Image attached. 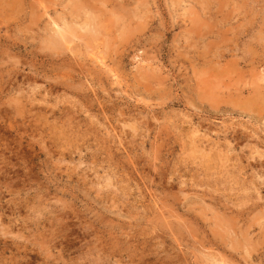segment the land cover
I'll return each instance as SVG.
<instances>
[{"label":"rangeland","instance_id":"rangeland-1","mask_svg":"<svg viewBox=\"0 0 264 264\" xmlns=\"http://www.w3.org/2000/svg\"><path fill=\"white\" fill-rule=\"evenodd\" d=\"M263 5L0 0V264H264Z\"/></svg>","mask_w":264,"mask_h":264},{"label":"bare ground","instance_id":"bare-ground-1","mask_svg":"<svg viewBox=\"0 0 264 264\" xmlns=\"http://www.w3.org/2000/svg\"><path fill=\"white\" fill-rule=\"evenodd\" d=\"M237 2H238V1H237ZM246 2H247V1H246ZM229 6H230V5H229ZM263 6H264V5H263ZM43 15H44V14H43ZM248 15H249V14H248ZM46 17H47V16H46ZM255 18H256V17H255ZM56 19H57V18H56ZM88 19H89V18H88ZM251 19H252V18H251ZM255 20H256V19H255ZM51 21H52V20H51ZM53 21H54V20H53ZM88 21H89V20H88ZM89 22H90L89 24H93V23H91V21H89ZM99 22H100V21H99ZM235 22H236V21H235ZM245 22H246V21H245ZM253 22H254V21H253ZM56 23H57V22H56ZM58 23H59V20H58ZM250 23L252 24V22H250ZM54 24H55V23H54ZM59 24H60V23H59ZM69 24H70V23H69ZM95 24H96V23H95ZM98 24H99V23H98ZM98 24H97V25H98ZM37 25H38V24H37ZM55 25H56L55 28H57V29H56V35H55L56 38H53V44H55V45H62V44H63V45H64V44H67V43H68L69 41H71V40H73V41L76 40V39H75L76 37L73 38V39H71V40L68 39V36H67V29L64 28V26L60 28V26H57V24H55ZM83 25H84V24H83ZM244 25H245V24H244ZM262 25H263V24H262ZM231 26H232V25H231ZM263 26H264V25H263ZM76 27H77V25H76ZM92 27H93V25H92ZM104 28H105V27H104ZM254 28H255V27H254ZM71 29H72V27H71ZM71 29H70V30H71ZM102 29H103V28H102ZM233 29H234V28H233ZM76 30H77V29H76ZM241 30H242V29H241ZM263 30H264V29H263ZM263 30H261V31H263ZM249 32H250V31H249ZM68 33H69V32H68ZM71 33H73V30L71 31ZM71 33H70V34H71ZM74 33H75V32H74ZM90 34H91V33H90ZM77 35H78V33H77ZM77 35H76V36H77ZM79 35H80V34H79ZM82 35H83V34H82ZM92 35H93V34H92ZM237 36L239 37V33H238ZM73 37H74V35H73ZM79 37H80V36H79ZM82 38H83V37H82ZM87 38H88V37H87ZM210 38H211V37H210ZM235 38H236V37H235ZM261 38H262V37H261ZM79 39H81V38H79ZM88 39H89V38H88ZM92 39H93V38H92ZM262 39H263V38H262ZM81 40H82V39H81ZM73 41H72V42H73ZM79 41H80V40H79ZM85 41H86V40H85ZM248 41H249V40H248ZM86 42H87V41H86ZM219 42H220V41H219ZM249 42H250V41H249ZM83 43H84V42H83ZM78 44H79V43H78ZM97 44H98V43H97ZM250 44H251V43H250ZM102 45H103V44H102ZM102 45H101V46H102ZM244 45H245V44H244ZM259 45H261V44H259ZM72 46H73V45H72ZM72 46H71V48H72ZM103 46H104V45H103ZM253 46H254V45H253ZM62 47H63V46H62ZM79 47H80V46H79ZM236 47H237V46H236ZM256 47H257V46H256ZM258 47H259V46H258ZM64 48H65V47H64ZM73 48H75V47H73ZM73 48H72V49H73ZM84 48H85V47H84ZM84 48H83V50H84ZM100 48H101V47H100ZM217 48H218V47H217ZM239 48H240V47H239ZM251 48H252V47H251ZM66 49H68V50L70 51V47H69V46H66ZM54 50H55V49H54ZM72 51H73V50H72ZM79 51H80V50H79ZM97 51H99V49H98ZM100 52H101V51H100ZM102 52H103V50H102ZM239 52H240V51H239ZM72 53H73V52H72ZM72 53H71V54H72ZM90 53H91V51H90ZM235 53H236V52H235ZM74 54H75V52H74ZM80 54H81V52H80ZM92 54H93V53H92ZM84 55H85V54H84ZM90 55H91V54H90ZM245 55H246V54H245ZM98 56H99V55H98ZM230 56H231V55H230ZM259 56H260V55H259ZM59 57H60V56H59ZM94 58H95V57H94ZM96 58H98V57H96ZM221 58H222V57H221ZM256 58H257V57H256ZM70 60H71V59H70ZM70 60H69V61H70ZM241 60H242V59H241ZM92 61H93V60H92ZM92 61H91L90 63H93ZM48 62H49V61H48ZM106 62H107V61H106ZM113 62H114V61H112V63H113ZM263 62H264V61H263ZM33 63H34V62H33ZM99 63H102V62L99 61ZM243 63H244V62H243ZM100 65H101V64H100ZM103 65H104V64H103ZM94 66H95V65H94ZM97 66H99V65H97ZM113 66H114V65H113ZM99 68H100V67H99ZM99 68H98V69H99ZM107 68H108V67H107ZM111 69H113V68L111 67ZM111 69H110V70H111ZM100 70H101V69H100ZM103 71H105V70H103ZM117 71H118V70H117ZM105 72H106V71H105ZM86 73H87V72H86ZM90 73H91V72H90ZM94 73H95V72H94ZM108 73H109V72H108ZM109 74H110V73H109ZM117 75H118V74H117ZM60 76H64V75L61 74ZM115 76H116V75H115ZM118 76H119V75H118ZM261 77H264V76H261ZM64 78H65V77H64ZM116 78H117V77H116ZM118 79H119V78H118ZM207 79H208V78H207ZM120 81H121V80H120ZM121 82H122V81H121ZM263 82H264V81H263ZM211 83H212V82H211ZM246 83H247V82H246ZM253 84H254V83H253ZM253 84H252V85H253ZM201 86H202V85H201ZM202 87H203V86H202ZM248 87H249V86H248ZM210 88H211V87H210ZM215 88H216V87H215ZM231 88H232V87H231ZM261 90H262V89H261ZM224 91H225V90H224ZM224 91H223V92H224ZM250 91H251V90H250ZM262 91H263V90H262ZM220 92H221V91H220ZM213 93H214V92H213ZM213 93H212V94H213ZM218 93H219V92H218ZM218 93H217V94H218ZM241 93H242V92H241ZM210 96H211V95H210ZM212 96H213V95H212ZM218 96H220V95H218ZM257 96H258V95H257ZM242 101H243V100H242ZM212 103H214V102H212ZM254 105H255V104H254ZM256 106H257V105H256ZM256 106H255V107H256ZM257 107H258V106H257ZM206 113H207V112H206ZM194 129H195V128H194ZM193 133H194V130H193ZM220 133H221V132H220ZM231 133H232V132H231ZM204 135H205V134H204ZM229 135H230V134H229ZM254 135H255V134H254ZM201 137H202V136H201ZM230 137H231V136H230ZM192 138H193V137H192ZM196 138H197V137H196ZM198 138H199V135H198ZM237 139H238V138H237ZM196 140H197V139H196ZM232 140H233V139H232ZM191 141H192V140H191ZM215 141H216V140H215ZM260 141H261V140H260ZM260 141H259V142H260ZM198 142H199V141H198ZM196 143H197V141H196ZM251 143H252V142H251ZM214 144H215V143H214ZM190 145H192V144L190 143ZM198 145H199V144H198ZM194 146H195V145H194ZM211 146H212V145H211ZM219 146H220V145H219ZM252 146H253V145H252ZM199 147H200V146H199ZM201 147H202V145H201ZM204 147H205V146H204ZM256 148H257V147H256ZM193 149H194V148H193ZM196 149H197V148H196ZM210 149H211V148H210ZM216 149H217V147H216ZM216 149H215V150H216ZM225 149H226V148H225ZM262 149H263V148H262ZM189 150H190V149H189ZM203 150H204V149H203ZM212 150H213V149H212ZM198 151H200V150L198 149ZM201 151H202V150H201ZM216 151H217V150H216ZM220 151H222V150L218 149V153H219ZM227 151H228V150H227ZM227 151H226V152H227ZM195 152H196V151H195ZM213 152H214V151H213ZM226 152H225V153H226ZM127 153H128V152H127ZM189 153H190V152H189ZM189 153H188V154H189ZM202 153H204V152H202ZM210 153H212V152H210ZM214 153H215V152H214ZM197 154L199 155L198 152L196 153V155H197ZM208 154H209V153H208ZM216 154H217V153H216ZM219 154H221V153H219ZM258 154H259V152H258ZM201 155H203V154H201ZM213 155H215V154H213ZM259 155H260V154H259ZM259 155H258V156H259ZM207 156H208V155H207ZM260 156H261V155H260ZM260 156H259V157H260ZM195 157H196V156H195ZM199 157H200V155H199ZM209 157H210V156H209ZM225 158H226V156H225ZM227 158H228V157H227ZM252 159H253V158H252ZM261 159H262V158H261ZM207 162H208V161H207ZM201 163H202V162H201ZM226 163H227V162H226ZM192 164H193V163H192ZM201 165H202V164H201ZM210 166H211V164H210ZM219 166H220V165H219ZM248 166H249V165H248ZM205 167H207V166H205ZM259 167H260V166H259ZM259 167H258V168H259ZM263 167H264V166H263ZM207 168H208V167H207ZM210 168H211V167H210ZM210 168H209V169H210ZM209 169H208V171H209ZM258 170H259V169H258ZM197 172H198V171H197ZM209 172H210V171H209ZM208 175H209V174H208ZM210 176H212V175H210ZM217 176H218V175H217ZM221 177H222V176H221ZM221 177H220V178H221ZM220 178H219V179H220ZM199 179H200V178H199ZM216 179H217V178H216ZM215 181H216V180H215ZM153 196H154V195H153ZM205 199H206V197H205ZM247 199H248V198H247ZM206 200H207V199H206ZM211 200H212V199H211ZM211 200H210V201H211ZM212 202H213V201H212ZM209 204H210V203H209ZM212 206H213V205H212ZM254 207H255V206H254ZM166 208H167V207H166ZM217 208H218V207H217ZM231 208H232V207H231ZM164 209H165V208H164ZM252 209H253V208H252ZM254 209H256V208H254ZM263 209H264V208H263ZM249 210H251V209H249ZM238 211L240 212L239 209H238ZM238 211H237V212H238ZM253 211H255V210H253ZM179 212H180V211H179ZM185 212H186V211H185ZM249 212H250V211H249ZM245 213H246V211H245ZM257 213H258V211H257ZM261 213L264 214V212H261ZM178 214H179V213H178ZM248 214H249V213H248ZM258 214L260 215V213H258ZM249 215H250V214H249ZM195 216H196V215H195ZM195 216H194V217H195ZM243 217H244V215H243ZM245 217H246V216H245ZM262 217H264V216L262 215ZM171 219H172V218H171ZM184 219H186V218H184ZM198 219H199V218H198ZM193 221H194V219H193ZM262 222H263V221H262ZM191 223H192V222H191ZM199 223H200V222H199ZM202 223H203V222H202ZM179 224H180V223H179ZM239 224H240V223H239ZM201 225H202V224H201ZM204 228H205V227H204ZM233 231H234V229H233ZM235 231H236V230H235ZM178 232H179V231H178ZM240 234H241V233H240ZM246 234H247V233H246ZM256 235H257V234H256ZM249 238H250V237H249ZM249 238H248V239H249ZM237 240H238V239H237ZM211 244H212V243H211ZM250 244H251V243H250ZM179 247H180V246H179ZM237 247H238V246H237ZM246 248H247V247H246ZM243 249H244V248H243ZM248 251H249V250H248ZM224 254H225V253H224ZM240 256H241V255H240ZM230 258H231V257H230ZM216 262H217V261H216ZM220 264H225V263H224L223 261H221ZM239 264H240V263H239Z\"/></svg>","mask_w":264,"mask_h":264},{"label":"clouds","instance_id":"clouds-1","mask_svg":"<svg viewBox=\"0 0 264 264\" xmlns=\"http://www.w3.org/2000/svg\"><path fill=\"white\" fill-rule=\"evenodd\" d=\"M80 250L82 249H78L77 251H80ZM66 264H79V262L74 259H70L69 261L66 262Z\"/></svg>","mask_w":264,"mask_h":264}]
</instances>
